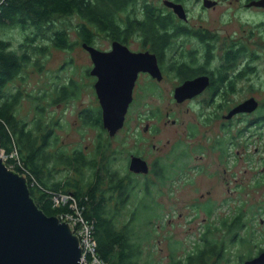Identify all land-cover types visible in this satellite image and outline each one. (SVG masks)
Listing matches in <instances>:
<instances>
[{"label":"rangeland","instance_id":"374dc122","mask_svg":"<svg viewBox=\"0 0 264 264\" xmlns=\"http://www.w3.org/2000/svg\"><path fill=\"white\" fill-rule=\"evenodd\" d=\"M169 1L184 5L187 26L208 32L203 42L190 35L187 39L184 36L176 38V54L185 56L184 49L187 54L196 51L195 57L204 62L207 51L212 50L208 67L218 69L224 51L230 46L241 45L246 49L245 55L240 54L236 63L239 68L246 65V70L242 74L245 78L236 86L244 91L214 98L206 90L195 101L176 103L172 99L177 83L173 74L172 82L165 80L162 84L166 91L170 87L171 95L156 90L149 96H135L136 102L128 110L124 127L113 136L107 132L101 137L108 142L106 156L112 161L111 169L124 179L126 175L132 179L133 190L116 221L128 224L132 220L129 223L130 228L133 227L131 240L140 244V253L135 257L138 264H166L173 256L181 259L186 253L187 256L195 255L207 241L213 244L224 241L225 246L219 259L212 256L206 264H243V260L252 257L255 249L264 247V184L256 182L264 176V170L262 165L253 168L257 158L264 157V123L260 122L264 115V7L246 6L248 0H209L205 7L203 0ZM141 3L151 4L157 12L168 11L163 0H141ZM172 14V19H179L174 11ZM179 22L184 23L181 19ZM5 30L8 31L1 34L4 37L20 36L17 30ZM107 41L97 37L96 46L104 48ZM18 42L13 41L14 46ZM76 46L71 50L53 47L48 50L45 71H33L24 88L30 94H43L44 89L50 92V86L55 83H68L72 79L80 84L82 91L72 99L59 105L49 104L48 100L39 104L43 109L40 111L45 113L42 118L45 124L49 119H56L61 125L53 129L55 141L46 151L54 155L82 148L89 159L91 154L88 152L94 151L98 130L81 127L77 116L94 99L91 86H83L87 78L80 75L86 68H91L92 63L89 54ZM187 61H190L188 56ZM234 70L231 66L226 72ZM252 98L258 102L255 112L238 118H232L235 114L228 116L233 105ZM21 102L19 118L30 128L35 116L33 103L27 98ZM146 123L149 128L145 130ZM10 155L16 156L15 153ZM131 155L146 160L147 172H129ZM232 155L233 159H230ZM49 166L55 170L48 181L69 187L66 193L61 192L63 196L70 194L74 198L73 185L85 188L93 177L89 168L81 167L77 173L71 166L56 161ZM141 169L144 170V166ZM103 187L106 189L108 184ZM110 192L108 206L112 209L120 205L119 191ZM55 196L63 198L62 195ZM239 211L240 219L234 221ZM74 212L75 218H83L79 206L80 217L76 210ZM130 214L136 215L135 220L129 217ZM260 218L263 223L259 222ZM88 225L82 224L83 227ZM136 231L138 233H134ZM246 255L250 256L241 260L240 256Z\"/></svg>","mask_w":264,"mask_h":264},{"label":"trees","instance_id":"16d2710c","mask_svg":"<svg viewBox=\"0 0 264 264\" xmlns=\"http://www.w3.org/2000/svg\"><path fill=\"white\" fill-rule=\"evenodd\" d=\"M135 1L4 0L0 3V148L6 154L16 151L22 168L16 166L13 170L26 175L31 197L47 216L74 212L71 206H68L70 203L56 205L53 202L55 195L66 193L69 187L48 181L55 170V167H50L49 164L56 161L71 166L77 173H80L81 167L92 170L93 177L90 183L82 189L78 184H74L72 194L75 203L81 209L83 219L92 225L96 256L107 264H138L135 257L140 253V244L131 240L133 227L131 229L129 223L132 220L128 224L116 221L123 203L128 201L133 185L130 175H126L124 179L111 169L112 161L106 156L108 142L101 138L103 133H107L102 126L101 108L88 107L81 110L77 116L81 121V127L90 126L98 130L94 151L88 152L91 154L89 159L86 150L82 148L49 154L46 149L55 141L53 129L61 125L56 119H49L46 124L44 123L42 118H45V113L40 111L42 107L39 102L44 100H48L49 104L65 102L79 95L82 88H79L77 82L72 79L68 83H55L50 86V92L44 89L43 94H30L24 87L31 80L30 75L33 71L35 73L45 71L46 56L50 53L48 50L52 47L71 50L77 44L76 39L90 45H96L97 37L123 41L127 40L129 34L139 29L142 32V39L151 42L158 50L164 44L175 45V39L182 34L177 22L168 14L157 12L156 7L148 3H141L142 6L137 9ZM168 27L175 35L170 37V34L161 32V29ZM7 28L19 31L20 36L4 37L1 34L7 32L8 30H5ZM207 35L208 32L205 31L203 41ZM13 41L19 42L14 46ZM245 50L241 45L227 48L221 56V65L218 69L208 67L209 56H213L212 50L209 53L207 51L205 63L201 64L194 55L196 51H190L187 54L190 62L187 64L177 62L172 65L176 71L175 80L180 82L205 73L209 77L207 87L211 97L215 98L218 95L219 83L222 81L217 79V74H222L224 80L227 76L224 72L227 68L237 65L238 56L245 55ZM84 72L89 71L86 68ZM25 98L33 103L32 108L35 110L30 128L18 115V108ZM7 161L6 165L13 162V159L9 158ZM105 179H108V182H105ZM104 184H108L106 189L103 187ZM110 190L119 191L120 207L111 209L108 206ZM129 217L135 220L136 215L130 214ZM233 239L231 242H235ZM239 242L243 243L241 239ZM224 246V241L215 244L207 241L195 255L187 256L186 253L181 259L173 256L166 264H206L212 256L218 258ZM248 256L250 255L240 258L243 260ZM85 259L90 262V255H86Z\"/></svg>","mask_w":264,"mask_h":264},{"label":"water","instance_id":"95a60500","mask_svg":"<svg viewBox=\"0 0 264 264\" xmlns=\"http://www.w3.org/2000/svg\"><path fill=\"white\" fill-rule=\"evenodd\" d=\"M209 0H203L207 6ZM178 18L186 20L180 3L165 0ZM246 6L264 7V0L247 1ZM92 59L90 72L97 76L95 92L101 107L102 126L110 136L124 126L131 91L139 71H148L155 77L161 73L154 54L134 52L119 41L106 52L93 45L82 43ZM120 76V78H119ZM209 84L207 75L184 80L177 85V101L201 94ZM258 102L249 99L234 106L229 115L249 112ZM140 166V168H137ZM144 166V170L141 168ZM132 172L145 171L144 160L132 156L129 164ZM0 264H85L79 237L73 226L57 216H47L38 208L30 195L28 179L7 167L0 148ZM243 264H264V253L243 261Z\"/></svg>","mask_w":264,"mask_h":264},{"label":"flooded vegetation","instance_id":"af4514ba","mask_svg":"<svg viewBox=\"0 0 264 264\" xmlns=\"http://www.w3.org/2000/svg\"><path fill=\"white\" fill-rule=\"evenodd\" d=\"M177 2H179V1H177ZM172 12H173L172 9L169 7L168 11L166 13L165 12H161V13L164 14V15L168 14L169 16H171V15H173ZM175 17L178 18L177 16H175ZM179 19H175V18L173 19L175 22H177L178 27L182 29V34L181 35L179 34V37L184 36L187 39V35H190L189 37L196 38L200 42H203L202 36H204V32H205L204 29L194 30L192 27L187 26V19L183 20L184 23H180V24H179ZM161 32L162 33L165 32L167 34H170V37L175 35L174 31L171 30L170 27H168L167 29L166 28L161 29ZM142 38H143L142 32L138 29V30L133 31L131 34H129V36H127V40L125 39L123 41H119V40L112 39L110 37L105 38L106 40H108L107 41L108 44L104 48H98L95 44H93V46L97 47L98 49L104 50L106 52H110L112 50L113 42L114 41H119L121 44L126 45L129 48V50H131V51H134V52L148 51V52H150V53L155 55L156 63L158 65V67H159L161 75L158 78V77L153 76L148 71H139L138 72L137 77H136L135 82H134V85H133V88H132V91H131L132 101L130 102V104L128 106V110L130 109L131 106H133L135 104V102H136L135 96L137 94L142 95L143 97H145V96H149V95L154 94L155 91L157 90L156 92L164 91V92H167L169 95H171L170 87H168V90L166 91L167 88L165 86H163L162 84H163V81H165V80L172 82L171 81V79H172L171 75L174 74L175 77H176V71H175L174 68H172V65H174V63H177V62L185 63V64H187V62H190V61H187V49H184L185 53H186L185 56H180V55L176 54L178 52L177 45L173 46V45L164 44L161 47V49L158 50L157 48H155L153 46V44L151 42L144 41ZM76 43H77V46H80V48L83 51H85L87 54H89L88 51L84 47H82V43H85V42L80 41L79 39H77ZM185 43H187V40H185ZM89 57H90V55H89ZM90 61L92 63V65H91V68H92L93 67V62H92L91 58H90ZM247 62H248L247 66H250L251 63L249 61H247ZM201 63L202 62H199V64H201ZM245 66L246 65L242 66L241 68H239L237 65L233 66L234 69H235L234 72H232V73L224 72V73H227L226 74L227 76L224 78V80L222 78V74H217V79L222 80L219 83L220 87H219V90L217 92L218 96L225 95V94H227V95H229V94H237V93H240L241 91H244V88H239V87L236 86V84L240 80L245 78L244 77L245 75L240 76V73L242 72V70L245 69ZM91 68H87L89 72H81L80 73V75H84L87 78V80L83 83V86L84 85H90L92 90H93V92H94V94H93L94 95V99L93 100L91 99L87 103V106L84 107V109L88 108V107H91V108H94V109L101 108L99 100H98L96 92H95V82L97 80V76H95L94 74H92L90 72ZM168 69H171V70H168ZM200 75H207V74L204 73V74H200ZM200 75H197V76H200ZM169 77H170V79H168ZM119 78H120V76H119ZM184 80H187V79H183V81ZM183 81H180V82L176 83V86L173 89L172 99L174 98L176 103H187V100L195 101V98L200 96L201 94H199L197 96H194L193 98H190V99L189 98L188 99L185 98L184 100H182L180 102L177 101L176 98L174 97L175 89H176L177 85L181 84ZM77 84L79 85V88H80V84L79 83H77ZM206 90L209 91V88L207 87L203 92H205ZM137 91H138V93H137ZM239 103L240 102H238L237 104L233 105L230 108V110L234 106L238 105ZM59 104L60 103L55 104V105H59ZM156 112H158V111H156ZM253 112H255V110H253L250 113H248V112H246V113H237L232 118H234V117L238 118L239 115L251 114ZM166 114H168V112ZM262 114H264V113H262ZM126 117H127V115H126ZM222 117L225 118L226 117L225 114H223ZM125 121H126V118L124 120V123H125ZM172 122H175V121L172 120ZM260 122L264 123V115H262L260 117ZM148 128H149V124L146 123L145 130L148 129ZM132 156H134V155L130 156L129 163H130V160H131ZM139 158L144 160L145 163H146V160L144 158H142V157H139ZM238 158L239 157H236L235 159H238ZM230 159H233V155H232V157ZM232 164H234V162ZM261 165H262V170H264V157H258L257 158V162L255 163L253 168H259ZM128 166H129V164H128ZM146 166H147V163H146ZM128 170H129V168H128ZM129 172L131 174L134 173V172H132L130 170H129ZM134 174H136V173H134ZM256 182L259 185L264 184V176H261ZM239 219H240V211H239L238 215L236 216V218H234V221H237ZM225 222H226V220H225ZM259 222L263 223V219L260 218ZM255 235H256V231L253 232V237H255ZM261 253H264V247L263 246H259L257 249H255L251 259L261 255Z\"/></svg>","mask_w":264,"mask_h":264},{"label":"built area","instance_id":"2783aa9c","mask_svg":"<svg viewBox=\"0 0 264 264\" xmlns=\"http://www.w3.org/2000/svg\"><path fill=\"white\" fill-rule=\"evenodd\" d=\"M2 1H4V0H0V3H2ZM12 153H15L16 156L12 157L10 155ZM12 153L5 154L2 151L1 152V157H2L3 161L6 163V162H8L7 160L12 157L13 158V162H10L7 165V167L10 168V169H14V167H16V166L19 167L20 166L22 168L20 160H19V158L17 156L16 151H13ZM58 195H62L63 198L60 199L57 196H55L54 197V201H55L56 205H58V204H62L63 205V204L70 203V206H71L72 210H76V213H77L78 206L75 203L74 198L71 197L70 194H67L66 196H63V194H58ZM74 215H75V212H73L72 214L71 213H63V214H60L59 218L61 220L69 222L73 226L74 233L79 237L80 246L82 248V259H83L84 263L85 264H89V263L104 264V262H102L96 256V253H95V249H94L95 245H94V240H93L92 227L90 225H88L87 222L82 217H80L78 213H77V215L80 217V219L79 218H75ZM72 221H74V222L72 223ZM82 224H86V225H88V227H86V226L83 227ZM86 255H90V257H91L90 262L86 261V259H85Z\"/></svg>","mask_w":264,"mask_h":264},{"label":"crops","instance_id":"0c3cea01","mask_svg":"<svg viewBox=\"0 0 264 264\" xmlns=\"http://www.w3.org/2000/svg\"><path fill=\"white\" fill-rule=\"evenodd\" d=\"M135 2H136L137 9H139L142 6L141 0H136ZM138 16L139 18L141 17L140 13L138 14Z\"/></svg>","mask_w":264,"mask_h":264},{"label":"clouds","instance_id":"9594fccd","mask_svg":"<svg viewBox=\"0 0 264 264\" xmlns=\"http://www.w3.org/2000/svg\"><path fill=\"white\" fill-rule=\"evenodd\" d=\"M169 1V0H168ZM250 1V0H249ZM164 2H165V0H163V4H164ZM174 2V1H173ZM203 2V1H202ZM177 3V2H176ZM178 3H180V2H178ZM181 4V3H180ZM166 6V5H165ZM183 6V8H184V5H182ZM166 7H168V6H166ZM169 8V7H168ZM184 10H185V8H184ZM185 13H186V10H185ZM77 40V39H76ZM76 40H75V42H76ZM240 113H243V112H240ZM237 114V113H236ZM58 218H59V216H57ZM60 219V218H59ZM248 259H251V257L250 258H248ZM246 260V259H245ZM244 261V260H243ZM243 263V262H242Z\"/></svg>","mask_w":264,"mask_h":264}]
</instances>
